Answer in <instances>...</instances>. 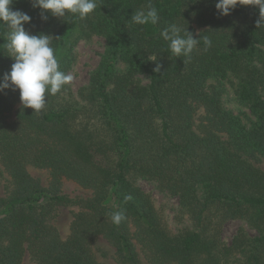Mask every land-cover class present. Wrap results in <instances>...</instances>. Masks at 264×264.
<instances>
[{
  "label": "trees",
  "instance_id": "16d2710c",
  "mask_svg": "<svg viewBox=\"0 0 264 264\" xmlns=\"http://www.w3.org/2000/svg\"><path fill=\"white\" fill-rule=\"evenodd\" d=\"M215 3L152 0L159 22L138 25L131 17L148 0H97L75 22L50 12L41 21L30 0H14L13 10L32 17L26 29L53 37L62 71L72 68L80 40L103 37L105 49L78 96L66 86L39 114L22 106L18 90L0 93V162L13 183L0 198V264L27 256L35 264H103L100 238L118 264H143L142 254L151 264H264V26L257 7L224 16ZM173 23L212 46L205 51L201 40L190 58L172 56L160 33ZM6 42L0 25V76L14 63ZM227 78L255 117L249 123L224 105ZM30 166L49 171V186ZM138 178L176 196L189 226L173 232ZM64 179L91 196L63 194ZM63 206L79 207L67 237L50 223ZM120 210L126 219L116 226L110 217ZM231 220L255 234L240 230L225 242Z\"/></svg>",
  "mask_w": 264,
  "mask_h": 264
},
{
  "label": "clouds",
  "instance_id": "9594fccd",
  "mask_svg": "<svg viewBox=\"0 0 264 264\" xmlns=\"http://www.w3.org/2000/svg\"><path fill=\"white\" fill-rule=\"evenodd\" d=\"M14 0H0V25L7 30L5 49L14 63L10 71L0 76V93L11 89L19 91L20 101L24 108L34 109V113H41L45 109L49 96H55L69 86L74 76L61 70L60 62L52 45L53 37L49 34H33L26 29V24L32 23V17L21 10H13ZM32 7L40 9V19L46 22L50 12L53 17H72L71 22L86 20L97 9V0H30ZM259 8L257 27L264 26V0H216L215 7L220 15L227 16L238 6ZM157 8L148 0L146 7L135 11L131 22L138 25L159 22ZM70 22L68 19H66ZM164 41L168 42V49L172 56L190 58L193 50L200 41H203L205 51L212 46V39L202 35L197 39L187 29L173 23L161 33ZM150 60L157 62L153 55ZM159 62L154 71H160ZM130 195L125 196V202L131 200ZM111 221L119 226L126 219L123 210L111 213Z\"/></svg>",
  "mask_w": 264,
  "mask_h": 264
},
{
  "label": "rangeland",
  "instance_id": "374dc122",
  "mask_svg": "<svg viewBox=\"0 0 264 264\" xmlns=\"http://www.w3.org/2000/svg\"><path fill=\"white\" fill-rule=\"evenodd\" d=\"M105 40L100 36H93L90 39H82L75 47V62L69 73L74 76L70 84L73 92L78 96L79 90L88 85L92 72L97 68L104 53ZM140 78L144 84H149L150 77L147 74H141ZM225 91L223 93V101L226 108L232 110L239 115L246 122L255 119L251 114L249 107L242 105L235 93V88L231 80L228 78L222 81ZM9 120L15 119V112H13ZM264 168V162L260 163ZM30 173L38 178L44 186H49L50 173L46 169L29 167ZM136 183L146 192H148L158 209L165 215L169 226L173 232H177L188 225V220L179 215V199L176 196L170 195L168 192L160 189L156 182L143 178L136 179ZM13 188L11 177L5 171L0 162V198L8 197ZM62 193L72 198H87L91 196L92 191L81 187L77 182L69 179H64L62 184ZM79 211L78 206H63L58 208L56 215L50 219V223L57 226L61 235L67 237L70 233L71 223L74 214ZM246 230L250 234H255L244 220H231L225 223L222 228V238L225 242L230 243L234 236L240 231ZM95 251L97 257L103 264H118L114 258V249L103 238H100L95 244ZM143 264H151L147 261L144 254H142ZM24 264H35V262L27 256Z\"/></svg>",
  "mask_w": 264,
  "mask_h": 264
},
{
  "label": "water",
  "instance_id": "95a60500",
  "mask_svg": "<svg viewBox=\"0 0 264 264\" xmlns=\"http://www.w3.org/2000/svg\"><path fill=\"white\" fill-rule=\"evenodd\" d=\"M258 8V7H257Z\"/></svg>",
  "mask_w": 264,
  "mask_h": 264
}]
</instances>
